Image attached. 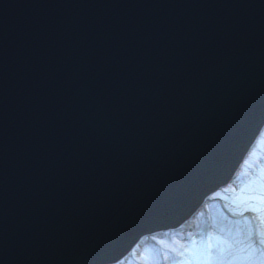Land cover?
<instances>
[{
    "label": "water",
    "instance_id": "obj_1",
    "mask_svg": "<svg viewBox=\"0 0 264 264\" xmlns=\"http://www.w3.org/2000/svg\"><path fill=\"white\" fill-rule=\"evenodd\" d=\"M263 125L264 0H0V264L115 261Z\"/></svg>",
    "mask_w": 264,
    "mask_h": 264
},
{
    "label": "rangeland",
    "instance_id": "obj_2",
    "mask_svg": "<svg viewBox=\"0 0 264 264\" xmlns=\"http://www.w3.org/2000/svg\"><path fill=\"white\" fill-rule=\"evenodd\" d=\"M259 134L231 183L212 193L227 232L217 222L187 239L154 235L121 264H264V127Z\"/></svg>",
    "mask_w": 264,
    "mask_h": 264
},
{
    "label": "bare ground",
    "instance_id": "obj_3",
    "mask_svg": "<svg viewBox=\"0 0 264 264\" xmlns=\"http://www.w3.org/2000/svg\"><path fill=\"white\" fill-rule=\"evenodd\" d=\"M263 127H264V125L262 126L260 131L263 129ZM259 133H258V135H260ZM255 140H257V139H255ZM255 140H254V142H255ZM251 146H250V148H251ZM250 148L248 149V151L250 150ZM248 151L246 152V154L248 153ZM245 155L243 156V158L245 157ZM243 158H242V160H243ZM242 160L240 161L239 165L237 166L236 171L239 169ZM236 171H235V173H236ZM235 173H234V176H235ZM233 177H232V179H233ZM232 179L226 185L230 184ZM226 185H224V186H226ZM221 187H223V186H219V187L212 189L208 193V196H207L208 198L205 197V198H203V200L200 199L199 202L194 207V209L190 212V214H188L187 216H184L176 227H161L157 230L152 228L153 230H151V231H143L142 233H140L138 235V237L134 240L132 245L129 247V249L125 253H123L121 256H119L115 261L107 262L105 264H116L117 261H120L121 263H123V261L126 259V257H128V255H129V253H131V251H133L135 249H139V247L143 244H148V243L154 242V237H153L154 235L161 236V237L179 236L181 238L185 237L187 239L192 234H194V232H196V229L199 228L200 226H203L206 229L207 228L210 229L213 227V225L216 226L217 222H221L218 230L219 231L223 230V231L227 232L229 229L228 225L219 216L214 215L215 212L213 211V208H212L214 203H215L213 200L212 193ZM212 229L214 230V228H212ZM215 230H217V228Z\"/></svg>",
    "mask_w": 264,
    "mask_h": 264
},
{
    "label": "snow or ice",
    "instance_id": "obj_4",
    "mask_svg": "<svg viewBox=\"0 0 264 264\" xmlns=\"http://www.w3.org/2000/svg\"><path fill=\"white\" fill-rule=\"evenodd\" d=\"M255 210V209H254ZM210 247V246H209Z\"/></svg>",
    "mask_w": 264,
    "mask_h": 264
}]
</instances>
